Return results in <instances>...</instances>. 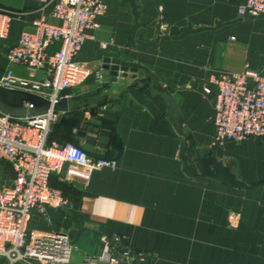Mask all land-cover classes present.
<instances>
[{
  "label": "crops",
  "instance_id": "0c3cea01",
  "mask_svg": "<svg viewBox=\"0 0 264 264\" xmlns=\"http://www.w3.org/2000/svg\"><path fill=\"white\" fill-rule=\"evenodd\" d=\"M244 1L106 0L96 37L111 43L106 49L91 41L83 46L77 59L92 72L64 91L69 110L60 112L51 138L81 144L77 133L83 128L109 131L103 134L107 147L92 153L117 160V166L93 172L88 182L51 176L50 185L70 197L74 207L55 213L51 224H34L69 235L75 246L70 264L96 253L103 234L123 235L132 246L154 252L145 264H264V140L211 143L216 90L210 75L264 71V16L240 17ZM0 4L21 13L0 42V77L10 70L31 78L5 53L21 30L31 28L39 4ZM160 15L169 24L162 33ZM106 57L136 71L112 76ZM43 74L37 71L34 77ZM166 96L184 120L183 135L172 126ZM197 148H211L246 186L199 174L193 163ZM0 176L6 182L14 176L4 162Z\"/></svg>",
  "mask_w": 264,
  "mask_h": 264
},
{
  "label": "built area",
  "instance_id": "2783aa9c",
  "mask_svg": "<svg viewBox=\"0 0 264 264\" xmlns=\"http://www.w3.org/2000/svg\"><path fill=\"white\" fill-rule=\"evenodd\" d=\"M35 1L38 16L5 53L10 63L24 66L32 77L5 70L0 84L35 93L53 104L91 74L92 67L77 59L83 46L91 41L105 49L111 43L96 37L99 17L108 7L106 0ZM237 12L242 18L264 16V0H245ZM48 16L57 22L48 21ZM19 17L20 12L0 7V42L7 39L11 21ZM53 45L58 47L51 51ZM37 71L43 76L34 77ZM208 81L216 90L213 138L220 144L264 140V71L211 74ZM59 114L49 109L29 118L0 111V161L14 174L10 182L0 176V264H70L75 246L69 235L34 226L51 224L55 213L74 207L70 197L50 185V177L88 182L93 172L117 166V160L96 156L74 141L52 139ZM99 242V250L84 255L81 264H145L155 256L120 234L100 235Z\"/></svg>",
  "mask_w": 264,
  "mask_h": 264
},
{
  "label": "water",
  "instance_id": "95a60500",
  "mask_svg": "<svg viewBox=\"0 0 264 264\" xmlns=\"http://www.w3.org/2000/svg\"><path fill=\"white\" fill-rule=\"evenodd\" d=\"M105 68H110L111 75L116 76L118 71L124 74L127 71L135 72V68H128L120 65V60L117 58H104ZM168 100V116L171 120L174 130L183 135V118L178 112V109L170 96H166ZM52 109L58 112H67L69 110V100L67 97H62L55 103H51L47 98L39 96L35 93L21 89L7 88L0 84V111L2 113L15 117L33 118L36 115ZM90 114H92L90 110ZM88 133L98 134L97 137H88ZM79 142L82 148L88 152H93L95 147L106 148L108 138L103 134H109V131L100 130L96 127L83 128L78 131ZM194 166L199 174L205 177L212 178L222 183L232 186L245 187L246 185L231 171L230 167L219 159L211 148H197L193 160Z\"/></svg>",
  "mask_w": 264,
  "mask_h": 264
},
{
  "label": "rangeland",
  "instance_id": "374dc122",
  "mask_svg": "<svg viewBox=\"0 0 264 264\" xmlns=\"http://www.w3.org/2000/svg\"><path fill=\"white\" fill-rule=\"evenodd\" d=\"M0 7H3V8H4V6H2V4H0ZM5 8H7V9H9V10H12V11H18V12L20 11V10H15V9H13V8H10V7H5ZM157 22H158V24H157V25H158V26H157L158 31H159L160 33H162V32H166L167 29H168V27H169V24H168V22L163 18V16L160 15V17H158ZM162 24L165 26L164 29L160 28ZM6 40H7V39H6ZM6 40H4V41H6ZM109 45H110V44H109ZM109 45H108V46H109ZM255 45H256V41H255ZM108 46H107V48H108ZM105 49H106V48H105ZM211 143L213 144V146H218V147L221 146V144L218 143L214 138H213V140H212ZM191 151L193 152L194 150L192 149ZM193 153H194V152H193ZM2 170H3V171H2L3 174H6V173H7V170L5 169V167H4Z\"/></svg>",
  "mask_w": 264,
  "mask_h": 264
},
{
  "label": "trees",
  "instance_id": "16d2710c",
  "mask_svg": "<svg viewBox=\"0 0 264 264\" xmlns=\"http://www.w3.org/2000/svg\"><path fill=\"white\" fill-rule=\"evenodd\" d=\"M1 163L3 162V161H0ZM5 163V162H4ZM7 166H9V164H7V163H5ZM10 167V166H9ZM11 168V167H10ZM60 179V178H59ZM61 180V179H60ZM63 181V180H62Z\"/></svg>",
  "mask_w": 264,
  "mask_h": 264
}]
</instances>
